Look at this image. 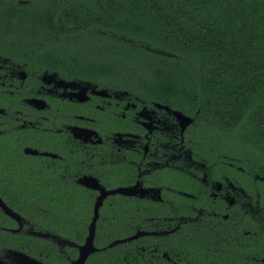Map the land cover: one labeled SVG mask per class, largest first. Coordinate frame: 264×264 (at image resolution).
I'll list each match as a JSON object with an SVG mask.
<instances>
[{"label": "flooded vegetation", "instance_id": "flooded-vegetation-1", "mask_svg": "<svg viewBox=\"0 0 264 264\" xmlns=\"http://www.w3.org/2000/svg\"><path fill=\"white\" fill-rule=\"evenodd\" d=\"M193 122L179 109L113 82L65 77L0 54V200L19 219L0 205V260L24 264L15 255L21 252L51 264L9 245L15 239L2 236L9 233L46 238L62 253L75 248L76 256L65 255L71 264L102 191L132 188L136 193L104 196L95 220L96 248L98 223L117 213L111 208L114 215L104 218V203L137 199L159 207L137 208L136 215L129 209L121 226L133 232L119 239L148 232L141 236L161 238L164 248L158 251L165 262L181 264L185 256H170L168 237L199 241L207 236L203 240L211 241V252L224 262L264 264V169L226 154L215 157L213 148L196 139ZM46 191L82 199L84 208L73 223L78 234L71 236L69 222L66 238L40 231L22 217L16 202L8 201L47 197Z\"/></svg>", "mask_w": 264, "mask_h": 264}, {"label": "trees", "instance_id": "trees-1", "mask_svg": "<svg viewBox=\"0 0 264 264\" xmlns=\"http://www.w3.org/2000/svg\"><path fill=\"white\" fill-rule=\"evenodd\" d=\"M0 54L167 103L194 118L196 139L215 157L226 154L264 169V0H0ZM45 194L8 201L40 231L78 234L73 223L82 199ZM113 201L102 213L111 218L116 209L115 219L98 223V250L85 264H173L160 257L157 236L107 246L133 232L121 226L131 209L136 215L137 208L159 207ZM2 236L51 264H68L65 255L77 252L62 253L46 238ZM201 238L168 237L170 256L181 252V264H230L211 252V241L203 240L209 237Z\"/></svg>", "mask_w": 264, "mask_h": 264}, {"label": "water", "instance_id": "water-1", "mask_svg": "<svg viewBox=\"0 0 264 264\" xmlns=\"http://www.w3.org/2000/svg\"><path fill=\"white\" fill-rule=\"evenodd\" d=\"M175 112L179 116H182V119H184L186 122L190 121L189 117L182 115L178 111H175ZM115 192H119V193H123V194H134V193H136V190H133L132 188H119V189H115V190H109V191L103 190L102 191V193L96 199L95 204H94V215L92 217L91 223H90L89 228H88V235L86 236L84 243L82 245L78 246V256L76 259H73L71 261V264H84L88 255L97 250V248L93 244V239H94L95 220H96L97 215H98V208L100 207L102 200L107 193L112 194ZM0 205L5 210L6 213H8L9 215H11L12 217H14L15 219H17L19 221L18 217L13 212H10L9 209L3 203H1V200H0ZM145 233H148V232L138 231L132 236H129V237L124 238V239H118V240L113 241L111 244H109V246L116 245L117 243H123L124 241L136 239L138 236L144 235ZM41 235H43L45 237L48 236V234H41ZM55 239H57V238L55 237ZM15 255H17L19 260L21 259V262L24 264H42L40 262H37L34 259L28 258V256L25 255L24 253L15 252ZM0 264H12V263L4 262V261L0 260Z\"/></svg>", "mask_w": 264, "mask_h": 264}]
</instances>
